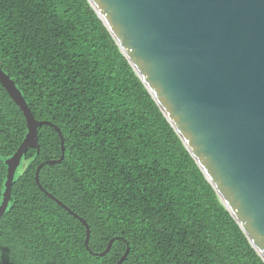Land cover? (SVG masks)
Masks as SVG:
<instances>
[{"label":"trees","instance_id":"1","mask_svg":"<svg viewBox=\"0 0 264 264\" xmlns=\"http://www.w3.org/2000/svg\"><path fill=\"white\" fill-rule=\"evenodd\" d=\"M0 69L42 125L0 218V264H264L87 0H0ZM0 85L4 160L26 135ZM112 239L109 251L102 252Z\"/></svg>","mask_w":264,"mask_h":264},{"label":"water","instance_id":"2","mask_svg":"<svg viewBox=\"0 0 264 264\" xmlns=\"http://www.w3.org/2000/svg\"><path fill=\"white\" fill-rule=\"evenodd\" d=\"M121 54L168 121L220 203L264 263V0H87ZM0 85L19 108L26 135L4 160L1 195L28 149L38 152L36 121L15 83L0 69ZM8 207L0 205V218ZM112 244L98 255H105ZM128 248L115 264H121Z\"/></svg>","mask_w":264,"mask_h":264},{"label":"snow or ice","instance_id":"3","mask_svg":"<svg viewBox=\"0 0 264 264\" xmlns=\"http://www.w3.org/2000/svg\"><path fill=\"white\" fill-rule=\"evenodd\" d=\"M8 181H5L7 183ZM0 205L11 207V205L7 204V201L3 198L2 195H0Z\"/></svg>","mask_w":264,"mask_h":264}]
</instances>
